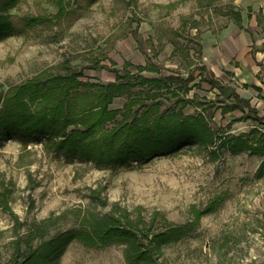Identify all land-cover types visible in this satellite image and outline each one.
Listing matches in <instances>:
<instances>
[{
    "label": "rangeland",
    "instance_id": "1",
    "mask_svg": "<svg viewBox=\"0 0 264 264\" xmlns=\"http://www.w3.org/2000/svg\"><path fill=\"white\" fill-rule=\"evenodd\" d=\"M66 1L68 13L59 23L33 28H26L22 19L55 14L54 0H17L9 11L18 31L0 40V110L10 89L39 74L47 78L72 70L83 73L81 81L107 85L116 81L112 70L123 74L126 69L137 74L139 66L151 62L160 66L161 76L181 74L187 78L197 66L205 64L204 46L215 34L222 35L233 25L235 32L245 30L252 35L264 28V15L248 7L244 3L248 0H187L172 10L158 5L179 0H137L136 6L130 0ZM231 10L243 13V24H235L228 15ZM248 12H252L250 19ZM198 45L202 46L199 56ZM256 50L254 46V57ZM98 63L105 68L93 69ZM258 64L261 73L257 83L262 95L258 98V92L252 91V106L264 117V55ZM141 74L159 77L148 71ZM206 75L215 77L209 69L202 75L195 71L196 80L187 95L191 99L195 95L196 102H215L204 116L217 139L214 146L206 149L194 144L186 148L185 154L158 156L142 165L133 162L127 168H112L79 158L66 161L47 149L44 140L27 145L16 137L4 139L0 144V232L6 234L0 233V262H6L13 251L9 242L16 235L15 216L22 224L20 234L33 222L51 216L55 217L53 228L68 229L78 227L83 214H106L114 203H119L133 218L141 212L150 221L154 212H160L170 222L187 225V235L163 248L165 264H262L264 173L260 174L259 168L264 152L252 154L244 147L233 149L230 145L217 150V146L221 139L241 134H248L250 142L264 140V121L235 122L243 115L239 110L223 115L218 108V90L201 81V76ZM217 79L238 93L248 95L253 87L248 84L251 88L245 90L230 72ZM142 90V86L133 89L135 97L151 98L156 91ZM97 91L92 86L73 91L68 100L72 113L99 104ZM161 93L157 100L171 97L165 90ZM130 99L117 97L108 108L124 111ZM221 100L229 102L225 96ZM173 105L172 101L167 102L163 108ZM31 109L36 112L38 102L31 104ZM196 112L203 113V107L184 109L185 115ZM177 117L174 113L171 119ZM155 118L156 114L149 117ZM122 120L123 114L119 113L116 122ZM112 126L114 122L104 123L102 131ZM254 127L260 132L249 134ZM93 191L108 204L102 206ZM210 203L214 204V211L196 220L195 210H203ZM139 207L143 209L140 211ZM60 264L128 263L123 244L93 247L75 241L62 255Z\"/></svg>",
    "mask_w": 264,
    "mask_h": 264
},
{
    "label": "trees",
    "instance_id": "2",
    "mask_svg": "<svg viewBox=\"0 0 264 264\" xmlns=\"http://www.w3.org/2000/svg\"><path fill=\"white\" fill-rule=\"evenodd\" d=\"M54 1L57 8L55 14L43 13L24 17V26L33 28L41 24L59 23L67 15L69 4L66 0ZM130 1L134 6L138 3L137 0ZM185 1L187 0H179L158 7L172 10ZM209 1L213 3L215 0ZM16 3L17 0H0V40L18 31L14 17L9 12ZM228 15L237 25L242 24L240 11L231 10ZM198 49L199 56L202 46L198 45ZM99 68L105 67L99 63L93 67ZM137 69V74L126 69L123 74L119 70H112L116 74V81L107 85L81 81L82 72L69 70L64 75H51L47 78L39 74L10 89L0 110V144L8 137H16L27 145L44 140L47 149L63 156L66 161L79 158L92 161L98 166L112 168H127L132 166L133 162L142 165L158 156L185 154L186 148L194 144L203 149L216 144V133L204 116L205 111L215 106V102L207 99L196 102L195 95L192 99L187 97L194 86L191 84L196 80L195 71H201L202 75L207 72L206 66H197L187 78L181 74L161 76L160 66L151 62ZM143 71L156 73L159 77L148 78L141 74ZM201 81L218 90L217 97L221 103L218 108L223 115L239 110L243 115L235 119V122L264 121V117L259 116L251 101L241 97L232 86L211 75L201 76ZM81 86L97 87L95 96L99 104L94 103L87 109L72 113L68 100L71 93ZM138 86L143 87L142 91H156L151 98H137L133 89ZM254 88L262 92L261 88ZM163 90L171 97L165 101L157 100ZM142 91L141 93H144ZM27 94L30 96L29 100ZM123 96L131 97L124 111L108 108L115 98ZM224 96L229 102L221 100ZM171 101L173 106L163 108ZM35 102H38L39 106L36 112L31 109V104ZM137 105L139 107L135 108ZM188 106H201L203 113L185 115L184 109ZM119 113L123 114V120L117 123L116 117ZM128 113L131 116H127ZM174 113H177L178 117L171 119ZM154 114L156 118L149 119ZM168 116L170 118L164 121ZM107 122H114L115 126L102 131L104 123ZM258 132L260 129L254 127L249 134ZM226 145L233 149L244 147L252 154L264 152V140L256 139L250 142L248 134L221 139L217 150ZM217 150L213 152L215 155ZM259 172L264 173V162ZM93 193L102 206L108 204L100 198L97 191ZM138 209L141 211L143 208ZM214 209V204L210 203L203 210H195L196 220H200L203 215L213 212ZM131 215V212L119 203H114L106 214H83L78 227L53 228L55 217L51 216L33 222L24 234H20L22 224L15 216L16 235L9 242L13 251L8 260L0 264H60L62 255L75 241L93 247L120 243L124 245L128 264H165L162 261L163 248L187 235V225L170 222L160 212H154L150 221H147L141 212H138L136 218Z\"/></svg>",
    "mask_w": 264,
    "mask_h": 264
},
{
    "label": "crops",
    "instance_id": "3",
    "mask_svg": "<svg viewBox=\"0 0 264 264\" xmlns=\"http://www.w3.org/2000/svg\"><path fill=\"white\" fill-rule=\"evenodd\" d=\"M244 3L264 15V0H248L244 1ZM241 14L243 24L244 15L242 12ZM247 18H252V12H248ZM257 24L259 23L257 22ZM233 27L235 26L227 28V32H224L222 35L216 36L215 34L209 45L204 46L203 56L206 59L204 65L214 73L215 78H221L224 74L230 72L232 79L244 84L243 88L245 90L251 88L248 84H253L248 95L239 92L242 97L249 99L251 104H253L252 97L254 92L252 91H257L254 88L255 86L261 88L257 81L261 73L258 61L264 55V28H262L259 34L255 32L252 35L245 30L237 33ZM254 46L257 49L255 57L252 52ZM246 86L248 87L246 88ZM260 94V92L257 93L258 98H260ZM261 261L264 264V254H261Z\"/></svg>",
    "mask_w": 264,
    "mask_h": 264
}]
</instances>
